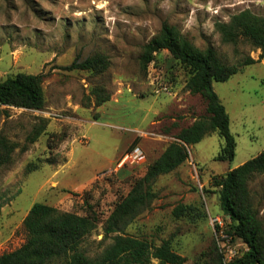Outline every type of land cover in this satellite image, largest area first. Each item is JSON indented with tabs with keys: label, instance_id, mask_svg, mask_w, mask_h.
<instances>
[{
	"label": "rangeland",
	"instance_id": "rangeland-1",
	"mask_svg": "<svg viewBox=\"0 0 264 264\" xmlns=\"http://www.w3.org/2000/svg\"><path fill=\"white\" fill-rule=\"evenodd\" d=\"M244 8L264 16V0H0V80L16 72L43 73L45 96L41 110L9 106L0 117V132L18 144L11 161L0 166V253L25 240L22 220L34 202L77 213L91 206L101 222L82 247L94 255L111 241L100 239L114 204L182 127L205 114L203 98L187 90L185 72L167 50L141 67L144 44L166 21L194 45L212 44L229 65L246 55L257 58L258 49L244 40L224 43L215 28ZM95 53L108 61L103 71L68 68ZM157 74L170 93L153 90ZM213 87L229 114L234 158L215 159L223 143L215 131L186 145V160L155 179L157 197L125 227L156 244L169 239L186 264L204 257L215 235L213 218L223 219L212 177L264 148V61L240 66ZM96 88L107 97L99 104ZM41 123L44 131L28 142ZM137 135L141 156L119 165ZM249 188L264 226V173ZM178 203L193 204L192 216L174 217Z\"/></svg>",
	"mask_w": 264,
	"mask_h": 264
},
{
	"label": "trees",
	"instance_id": "trees-1",
	"mask_svg": "<svg viewBox=\"0 0 264 264\" xmlns=\"http://www.w3.org/2000/svg\"><path fill=\"white\" fill-rule=\"evenodd\" d=\"M215 28L222 42L236 44L244 40L259 50L258 57L246 55L238 63L229 65L219 58L212 44L200 48L176 25L166 21L143 46L139 58L141 67L145 69L157 53L167 50L171 60L184 70L187 90L203 98L205 114L182 127L174 135V140L168 142L161 154L148 165L145 173L134 179L127 193L114 204L102 221L103 235L100 239L101 242L107 238L111 241L94 255L82 247L84 238L101 222L91 206L84 213H77L44 202H34L22 220L25 240L13 250L0 253V264H186L187 258L173 249L169 239H162L156 244L126 233L125 227L157 197L152 189L155 179L186 160V145L215 131L223 139L215 159L232 160L235 156L236 140L229 128V114L214 90L213 82L227 80L242 65L264 60V16L244 8L230 15L228 21H216ZM107 65L105 55L95 53L82 60H73L68 68L101 72ZM43 79V73L16 72L0 80V117L9 114V106L43 109ZM151 80H162V77L157 74ZM95 92L98 93V104L107 99L99 95L98 88ZM44 129V123L35 125L27 141H35ZM139 140L140 136H135L127 150L134 149ZM17 146L15 141L0 132V166L11 161ZM26 148L27 144L21 147L22 150ZM32 166L36 168L35 164ZM262 173L264 148L224 174L212 177L225 221L224 232L247 247L227 264H264V226L249 188L250 180ZM195 209L193 204L178 203L171 212L176 218L191 217ZM198 214L205 216L203 212ZM194 264H224L215 235L212 246Z\"/></svg>",
	"mask_w": 264,
	"mask_h": 264
},
{
	"label": "built area",
	"instance_id": "built-area-1",
	"mask_svg": "<svg viewBox=\"0 0 264 264\" xmlns=\"http://www.w3.org/2000/svg\"><path fill=\"white\" fill-rule=\"evenodd\" d=\"M152 85L154 86L155 92L162 93H170V87L162 80H151ZM141 150L139 147H135L131 151L126 152L119 160V165H123L126 162H137L139 157L141 156ZM213 222L215 223L214 234L219 246V250L223 255L224 264L229 263L234 257L238 256L240 253V249L236 244L237 241L233 239L232 236L228 235L224 232V223L223 219L220 217H214ZM243 250H246V245L239 241Z\"/></svg>",
	"mask_w": 264,
	"mask_h": 264
},
{
	"label": "crops",
	"instance_id": "crops-1",
	"mask_svg": "<svg viewBox=\"0 0 264 264\" xmlns=\"http://www.w3.org/2000/svg\"><path fill=\"white\" fill-rule=\"evenodd\" d=\"M264 61V60H263ZM244 162V161H243ZM240 163H242V162H240Z\"/></svg>",
	"mask_w": 264,
	"mask_h": 264
}]
</instances>
